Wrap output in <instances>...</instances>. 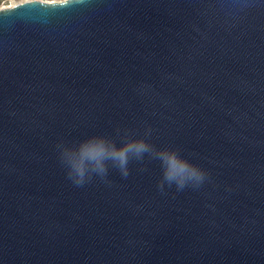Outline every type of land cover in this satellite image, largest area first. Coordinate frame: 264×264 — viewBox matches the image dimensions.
Masks as SVG:
<instances>
[{
  "label": "water",
  "instance_id": "95a60500",
  "mask_svg": "<svg viewBox=\"0 0 264 264\" xmlns=\"http://www.w3.org/2000/svg\"><path fill=\"white\" fill-rule=\"evenodd\" d=\"M145 125L210 180H68L58 141ZM0 264H264V0L0 7Z\"/></svg>",
  "mask_w": 264,
  "mask_h": 264
},
{
  "label": "clouds",
  "instance_id": "9594fccd",
  "mask_svg": "<svg viewBox=\"0 0 264 264\" xmlns=\"http://www.w3.org/2000/svg\"><path fill=\"white\" fill-rule=\"evenodd\" d=\"M68 4L69 0H61ZM87 0H74L75 5H84ZM152 128L148 125L143 131L127 126H117L113 134L96 133L76 141L60 140L56 144L57 158L66 177L76 187H83L99 180L111 184L109 170L119 173L121 178L130 175V164L158 162L160 176L157 188L163 192L165 187L177 192L186 189H200L210 180L206 169L181 154L175 145L157 146L151 141Z\"/></svg>",
  "mask_w": 264,
  "mask_h": 264
},
{
  "label": "rangeland",
  "instance_id": "374dc122",
  "mask_svg": "<svg viewBox=\"0 0 264 264\" xmlns=\"http://www.w3.org/2000/svg\"><path fill=\"white\" fill-rule=\"evenodd\" d=\"M18 1L20 0H0V7L3 5L13 4ZM44 1H58V0H44Z\"/></svg>",
  "mask_w": 264,
  "mask_h": 264
},
{
  "label": "built area",
  "instance_id": "2783aa9c",
  "mask_svg": "<svg viewBox=\"0 0 264 264\" xmlns=\"http://www.w3.org/2000/svg\"><path fill=\"white\" fill-rule=\"evenodd\" d=\"M22 1H25V0H20V1H18V2H22ZM18 2H15V3H13V4H16V3H18ZM13 4L3 5V6H1V7L9 6V5H13Z\"/></svg>",
  "mask_w": 264,
  "mask_h": 264
}]
</instances>
